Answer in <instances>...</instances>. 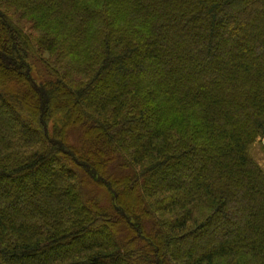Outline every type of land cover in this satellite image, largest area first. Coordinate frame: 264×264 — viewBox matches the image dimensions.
Listing matches in <instances>:
<instances>
[{
    "label": "trees",
    "instance_id": "16d2710c",
    "mask_svg": "<svg viewBox=\"0 0 264 264\" xmlns=\"http://www.w3.org/2000/svg\"><path fill=\"white\" fill-rule=\"evenodd\" d=\"M264 0H0V264H264Z\"/></svg>",
    "mask_w": 264,
    "mask_h": 264
},
{
    "label": "rangeland",
    "instance_id": "374dc122",
    "mask_svg": "<svg viewBox=\"0 0 264 264\" xmlns=\"http://www.w3.org/2000/svg\"><path fill=\"white\" fill-rule=\"evenodd\" d=\"M252 156L264 169V149L260 141L253 146Z\"/></svg>",
    "mask_w": 264,
    "mask_h": 264
}]
</instances>
